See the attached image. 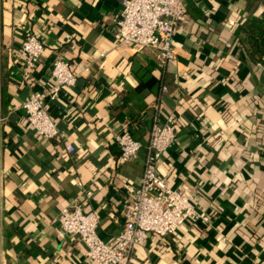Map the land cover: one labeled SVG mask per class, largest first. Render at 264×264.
<instances>
[{
  "label": "crops",
  "instance_id": "crops-1",
  "mask_svg": "<svg viewBox=\"0 0 264 264\" xmlns=\"http://www.w3.org/2000/svg\"><path fill=\"white\" fill-rule=\"evenodd\" d=\"M120 9V0H0V264H94L59 210L96 211L99 236L114 239L145 154L120 160L115 135L128 128L145 144L155 114L173 116L175 131L158 175L196 195L210 220L149 233L127 264H264V63L250 59L246 32L264 0H187L165 68L154 48L118 44ZM30 34L44 51L24 79L19 47ZM55 59L88 70L48 101L61 131L50 139L21 104L52 81Z\"/></svg>",
  "mask_w": 264,
  "mask_h": 264
},
{
  "label": "built area",
  "instance_id": "built-area-1",
  "mask_svg": "<svg viewBox=\"0 0 264 264\" xmlns=\"http://www.w3.org/2000/svg\"><path fill=\"white\" fill-rule=\"evenodd\" d=\"M187 0H120L121 9L115 18L118 44L136 47H152L161 68L176 58L174 35L188 24ZM44 46L34 34L27 35L19 47L23 63L22 77L27 79L37 64ZM103 55V52L101 53ZM88 67L72 66L63 59L52 63V81L41 90L31 91L21 104L30 126L37 134L50 139L61 137V131L50 114L48 101L57 99L62 87L75 86L82 72ZM162 81L157 94L156 107L167 92ZM175 139L174 117L160 120L155 114L145 144L135 139L128 128L115 135L120 160L127 161L138 156L144 149L143 169L134 197L125 212L122 230L112 240H103L97 226L96 211L84 212L79 206H64L57 220L64 233L79 237L86 245V255L94 264H127L136 245L142 244L149 233L160 237L172 234L186 219L209 222L206 211L195 207L196 195L185 192L182 187H171L157 173L162 154ZM68 151L74 150L67 144Z\"/></svg>",
  "mask_w": 264,
  "mask_h": 264
},
{
  "label": "trees",
  "instance_id": "trees-1",
  "mask_svg": "<svg viewBox=\"0 0 264 264\" xmlns=\"http://www.w3.org/2000/svg\"><path fill=\"white\" fill-rule=\"evenodd\" d=\"M257 20L256 18L252 20V25L254 24L253 28H246L248 42L247 47L250 59L254 63H264V26L257 24L259 22L262 24L264 23V14L260 20Z\"/></svg>",
  "mask_w": 264,
  "mask_h": 264
}]
</instances>
